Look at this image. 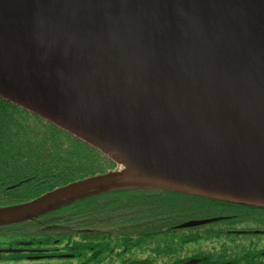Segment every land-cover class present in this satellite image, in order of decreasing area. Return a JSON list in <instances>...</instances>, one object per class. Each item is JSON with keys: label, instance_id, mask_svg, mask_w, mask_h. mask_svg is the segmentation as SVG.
<instances>
[{"label": "water", "instance_id": "water-1", "mask_svg": "<svg viewBox=\"0 0 264 264\" xmlns=\"http://www.w3.org/2000/svg\"><path fill=\"white\" fill-rule=\"evenodd\" d=\"M0 98L117 164L0 225L123 181L264 207V0H0Z\"/></svg>", "mask_w": 264, "mask_h": 264}, {"label": "trees", "instance_id": "trees-1", "mask_svg": "<svg viewBox=\"0 0 264 264\" xmlns=\"http://www.w3.org/2000/svg\"><path fill=\"white\" fill-rule=\"evenodd\" d=\"M113 170H117L116 162L96 147L0 98V207L29 202L58 187ZM254 208L259 206L123 181L0 225V237L42 238V242L58 238L76 257L88 251L91 259H103L106 253L117 254L123 262L126 258L128 263L141 260L147 264L158 252L195 250L196 238H244V220ZM192 213L197 215L194 219H219L176 227L193 220L188 216Z\"/></svg>", "mask_w": 264, "mask_h": 264}, {"label": "flooded vegetation", "instance_id": "flooded-vegetation-1", "mask_svg": "<svg viewBox=\"0 0 264 264\" xmlns=\"http://www.w3.org/2000/svg\"><path fill=\"white\" fill-rule=\"evenodd\" d=\"M247 215L244 238H196L195 250L158 252L147 264H264V207L249 210ZM82 252V257H76L58 238L42 242V238L0 237V264H144L141 258L128 263L129 259H117V254L103 253V260L91 259L88 251Z\"/></svg>", "mask_w": 264, "mask_h": 264}, {"label": "bare ground", "instance_id": "bare-ground-1", "mask_svg": "<svg viewBox=\"0 0 264 264\" xmlns=\"http://www.w3.org/2000/svg\"><path fill=\"white\" fill-rule=\"evenodd\" d=\"M126 167L129 170L135 169V166L133 165V163L131 162V160H129L128 158L126 159Z\"/></svg>", "mask_w": 264, "mask_h": 264}, {"label": "rangeland", "instance_id": "rangeland-1", "mask_svg": "<svg viewBox=\"0 0 264 264\" xmlns=\"http://www.w3.org/2000/svg\"><path fill=\"white\" fill-rule=\"evenodd\" d=\"M127 171V170H126ZM188 216H191L192 218H190V219H194V218H197V215L196 214H194V213H192V214H190V215H188ZM187 216V217H188ZM200 216H202L201 214H199L198 215V217H200Z\"/></svg>", "mask_w": 264, "mask_h": 264}]
</instances>
